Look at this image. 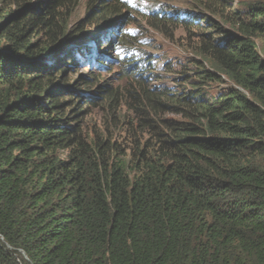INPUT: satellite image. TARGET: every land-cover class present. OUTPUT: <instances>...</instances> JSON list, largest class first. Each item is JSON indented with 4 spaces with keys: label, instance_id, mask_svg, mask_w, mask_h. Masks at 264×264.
<instances>
[{
    "label": "trees",
    "instance_id": "1",
    "mask_svg": "<svg viewBox=\"0 0 264 264\" xmlns=\"http://www.w3.org/2000/svg\"><path fill=\"white\" fill-rule=\"evenodd\" d=\"M233 1L149 9L196 37L172 86L157 56L75 77L131 2L0 0V264H264V2Z\"/></svg>",
    "mask_w": 264,
    "mask_h": 264
},
{
    "label": "rangeland",
    "instance_id": "2",
    "mask_svg": "<svg viewBox=\"0 0 264 264\" xmlns=\"http://www.w3.org/2000/svg\"><path fill=\"white\" fill-rule=\"evenodd\" d=\"M131 2L135 9H128L133 10L135 13L129 12V16L122 22L121 26L119 27V31L116 37V40L113 41V49L111 52V60L107 61V64L105 67H102L101 65H96L93 63L85 64L83 67H79L78 70L81 72L80 76L77 74L75 77L78 79L81 78V76L86 74V71L90 69V71H96V72H102L104 75H107L108 80L110 82L116 84L119 83L122 85L124 83V79L119 80L120 82L113 81L112 76L115 75L116 72H120L122 68V61L121 60H130L133 61L143 58L146 61L151 60L154 56L158 57V62L153 61L152 64L156 63V68L158 73L160 74V82H157L158 84L166 83L168 85H179L182 82H184V79L186 77L184 76V71L188 66V59L189 57L195 56L192 52L191 46L196 41V37L193 35H189V33L183 28L180 27L174 31V33L162 32L154 28L148 20L147 16H153V13H150L149 9L154 7L153 4L160 5L162 8L168 9L172 11L173 9H181L186 8L187 0H125ZM241 1H247V0H234L232 3L234 7L239 6V2ZM252 1V0H248ZM263 1L264 0H260ZM90 0H82L81 5V17L82 19L89 18L90 14V7H89ZM200 12H203L202 16L205 15H211L212 18H214L218 23H222V21L219 19V17H215L213 14L208 13L205 10H199ZM145 13L146 16H142V14ZM84 17V18H83ZM86 17V18H85ZM119 24V19L112 20V23L110 25H107V27H103L101 29H98L99 33L107 31V29H111L114 31ZM91 26L89 21L84 22V26ZM94 26V25H93ZM223 26V23H222ZM226 28H229L228 26H225ZM92 30L95 31L97 28L94 26ZM124 35V38L121 40V36ZM86 34L82 36L80 39H84L85 41L83 43L89 44L93 43L92 39H85ZM192 41H191V40ZM70 49V45L67 46L66 50L68 51ZM93 51V50H92ZM110 53V49H107V54ZM264 57V52L262 53ZM85 58V56H84ZM197 59H200V57H196ZM144 60V62H145ZM165 63L171 64L173 71L167 72ZM113 65V66H112ZM133 64H131L128 68H131ZM111 67V69L109 68ZM133 68V67H132ZM132 68L130 69V72H132ZM184 76V77H183ZM124 80V81H123ZM131 80V79H130ZM226 84L220 86L225 87ZM103 101L98 99L97 104H101ZM106 107L105 104L101 106L93 107L92 110V116L90 114V117H93V122L96 121L99 125L107 118L106 112L103 110V108Z\"/></svg>",
    "mask_w": 264,
    "mask_h": 264
}]
</instances>
